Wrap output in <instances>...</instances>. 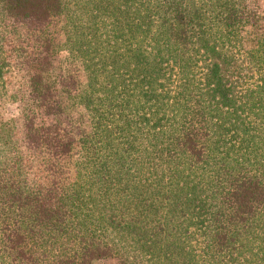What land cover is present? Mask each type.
<instances>
[{"label": "trees", "instance_id": "trees-1", "mask_svg": "<svg viewBox=\"0 0 264 264\" xmlns=\"http://www.w3.org/2000/svg\"><path fill=\"white\" fill-rule=\"evenodd\" d=\"M250 16L246 0H0V88L7 39L32 38L28 156L0 121V264H264V27L245 48ZM54 24L83 91L46 78ZM39 111L66 119L36 126Z\"/></svg>", "mask_w": 264, "mask_h": 264}, {"label": "rangeland", "instance_id": "rangeland-1", "mask_svg": "<svg viewBox=\"0 0 264 264\" xmlns=\"http://www.w3.org/2000/svg\"><path fill=\"white\" fill-rule=\"evenodd\" d=\"M246 10L251 16L247 20L249 24L242 26V42L245 48H252L258 40L260 32H262L261 27H264V0H246ZM51 28L56 37L54 48L55 56L52 59L51 68L47 73V80L56 85V78H58L59 72L65 75L69 73L68 76L63 78L66 79V83L71 84L72 89L85 90L86 75L83 71L78 54L71 53L67 50L58 24H54ZM262 29L264 30V28ZM22 38L21 40L8 38L6 42V53L10 60H12L14 67L8 75L6 84L0 88V121H4L7 124L12 136L18 141L24 156H28L27 139L24 128L25 122L22 120V113L26 108V99L24 95L27 78L23 66L24 55L19 54V49L24 47L27 48L26 50L28 51L32 44V38L23 37V34ZM70 115L75 123L77 122L80 124V129L82 131L89 128L90 122L85 110L74 109L70 112ZM65 119L66 114L46 116L42 111H39L33 122L36 126H44L50 125L56 120L60 122ZM70 156L69 177H63L61 180H67L68 184L72 178L73 164L82 156L78 142L74 143ZM27 172L28 179L33 186H49L50 180L45 179V174H42L35 161L29 160L27 162ZM67 182L65 184H67ZM65 184H62V187ZM92 264H117V261L113 257H105L95 260Z\"/></svg>", "mask_w": 264, "mask_h": 264}]
</instances>
